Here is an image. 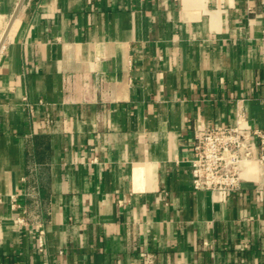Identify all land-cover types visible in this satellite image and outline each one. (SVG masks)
Returning <instances> with one entry per match:
<instances>
[{
	"label": "crops",
	"instance_id": "crops-1",
	"mask_svg": "<svg viewBox=\"0 0 264 264\" xmlns=\"http://www.w3.org/2000/svg\"><path fill=\"white\" fill-rule=\"evenodd\" d=\"M240 113L263 146L239 188L194 190L196 130ZM0 264H264V0H24L0 49Z\"/></svg>",
	"mask_w": 264,
	"mask_h": 264
},
{
	"label": "built area",
	"instance_id": "built-area-1",
	"mask_svg": "<svg viewBox=\"0 0 264 264\" xmlns=\"http://www.w3.org/2000/svg\"><path fill=\"white\" fill-rule=\"evenodd\" d=\"M255 138H260L263 146L260 131L250 126L243 113L236 115L232 125L198 128L190 168L193 189L219 194L236 191L240 185V165L252 159ZM21 221L16 218V222Z\"/></svg>",
	"mask_w": 264,
	"mask_h": 264
},
{
	"label": "water",
	"instance_id": "water-1",
	"mask_svg": "<svg viewBox=\"0 0 264 264\" xmlns=\"http://www.w3.org/2000/svg\"><path fill=\"white\" fill-rule=\"evenodd\" d=\"M23 1L24 0H19L17 6L15 8V11L13 12V14H12V16L10 18V21H9V23H8V25H7V27H6L5 31H4L1 39H0V49H1L2 45H3V43H4V40H5V38H6L7 34H8V31L10 30V28H11V26H12V24H13L16 16H17V13H18Z\"/></svg>",
	"mask_w": 264,
	"mask_h": 264
}]
</instances>
